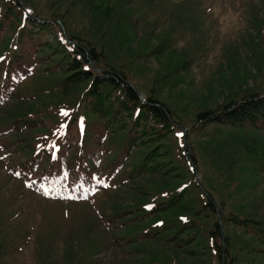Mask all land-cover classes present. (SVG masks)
<instances>
[{
	"label": "rangeland",
	"instance_id": "1",
	"mask_svg": "<svg viewBox=\"0 0 264 264\" xmlns=\"http://www.w3.org/2000/svg\"><path fill=\"white\" fill-rule=\"evenodd\" d=\"M80 47L161 102L169 133L117 103L107 128L91 79L69 80ZM249 93L264 94V0H0V264H264L228 221L264 220V129L195 124Z\"/></svg>",
	"mask_w": 264,
	"mask_h": 264
},
{
	"label": "trees",
	"instance_id": "2",
	"mask_svg": "<svg viewBox=\"0 0 264 264\" xmlns=\"http://www.w3.org/2000/svg\"><path fill=\"white\" fill-rule=\"evenodd\" d=\"M73 50L74 55L71 58L72 63L68 67L69 70H71L69 80L77 82L91 79L89 88L86 91L88 108L91 112L97 113L105 118L107 128L113 126L119 117L120 111L116 109L117 103V107L119 109L121 108L123 111L137 110L136 119H141L142 116L144 119L147 118V116L153 119L155 123L159 124L156 132L154 131L153 133H156L159 137H163L169 133L172 128L171 120L161 102L151 97H148L146 101H140L136 91L126 81L125 75L119 71H115L114 69H102L100 73L93 72L89 65L91 62L96 63L100 55L95 48L89 47L87 49H82L80 47L79 49L75 48ZM116 92L117 94H115ZM128 101L132 102L129 107L126 105ZM210 122L236 126L249 124L264 129V94L249 93L239 99L221 103L214 109L197 113L195 120L197 126L201 127ZM131 141L132 139L128 138L127 153H129L130 149L133 147ZM176 204L177 202L175 199L168 200L162 205V209H169ZM206 204L210 210H214V205L210 200L206 202ZM228 221L250 231L261 244H264V220L255 221L231 214L228 217ZM213 226L209 234L211 247L220 260L223 256L228 260L229 238L224 236V245L219 243L217 241L218 238L221 239L219 223L215 221ZM229 261L232 262L230 259Z\"/></svg>",
	"mask_w": 264,
	"mask_h": 264
},
{
	"label": "snow or ice",
	"instance_id": "3",
	"mask_svg": "<svg viewBox=\"0 0 264 264\" xmlns=\"http://www.w3.org/2000/svg\"><path fill=\"white\" fill-rule=\"evenodd\" d=\"M61 115H63V116H68L69 113H68L67 111H65V110H61ZM66 127H67L66 124H62V125L60 126L61 129H64V128H66ZM80 127H81V132L83 133V118H81V121H80ZM178 135H182V133H180V134H178ZM18 175H19V173H18ZM45 195H47L46 192H45ZM149 207H150V206H149Z\"/></svg>",
	"mask_w": 264,
	"mask_h": 264
}]
</instances>
